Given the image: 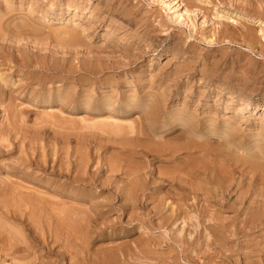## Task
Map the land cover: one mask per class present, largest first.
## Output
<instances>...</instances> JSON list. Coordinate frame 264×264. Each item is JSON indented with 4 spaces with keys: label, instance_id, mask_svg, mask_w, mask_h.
Here are the masks:
<instances>
[{
    "label": "rangeland",
    "instance_id": "obj_1",
    "mask_svg": "<svg viewBox=\"0 0 264 264\" xmlns=\"http://www.w3.org/2000/svg\"><path fill=\"white\" fill-rule=\"evenodd\" d=\"M263 200L264 0H0V264H264Z\"/></svg>",
    "mask_w": 264,
    "mask_h": 264
},
{
    "label": "bare ground",
    "instance_id": "obj_2",
    "mask_svg": "<svg viewBox=\"0 0 264 264\" xmlns=\"http://www.w3.org/2000/svg\"><path fill=\"white\" fill-rule=\"evenodd\" d=\"M174 5L176 6V8H180L181 7V3L180 2H175L174 3ZM183 12H185L184 10H183ZM181 14H183V13H181ZM160 99V98H159ZM263 115V114H262ZM185 143V142H184ZM199 148V147H198ZM175 150H178V149H176L175 148ZM175 150H173V152L175 153ZM254 151V150H253ZM173 152H171L169 155H172L173 154ZM177 153V152H176ZM170 157V156H169ZM175 157V156H174ZM220 167V166H219ZM244 170V169H243ZM178 172V171H177ZM180 172V171H179ZM177 174V173H176ZM172 176H173V174H172ZM173 178V177H172ZM234 182V181H233ZM234 184V183H233ZM224 185V184H223ZM224 188V187H223ZM240 190V189H239ZM230 192V191H229ZM222 193V192H221ZM221 196V195H220ZM257 197V196H256ZM264 201V200H263ZM256 203V202H255ZM60 214V213H59ZM218 256V255H217Z\"/></svg>",
    "mask_w": 264,
    "mask_h": 264
}]
</instances>
